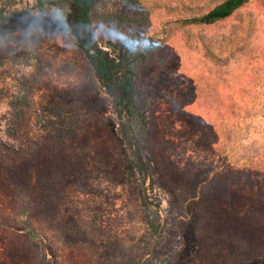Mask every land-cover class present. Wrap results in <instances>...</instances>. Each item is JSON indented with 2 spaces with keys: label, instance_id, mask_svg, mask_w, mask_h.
<instances>
[{
  "label": "rangeland",
  "instance_id": "1",
  "mask_svg": "<svg viewBox=\"0 0 264 264\" xmlns=\"http://www.w3.org/2000/svg\"><path fill=\"white\" fill-rule=\"evenodd\" d=\"M220 1L91 7L129 114L56 31L71 0H0V25L49 19L0 32V264H264V0L185 21Z\"/></svg>",
  "mask_w": 264,
  "mask_h": 264
},
{
  "label": "trees",
  "instance_id": "2",
  "mask_svg": "<svg viewBox=\"0 0 264 264\" xmlns=\"http://www.w3.org/2000/svg\"><path fill=\"white\" fill-rule=\"evenodd\" d=\"M37 4L43 5V0H36ZM248 0H222L215 4L204 14L199 17L187 19L188 23L193 24H213L217 21L229 17L234 11L243 6ZM97 0H71L72 20L71 22L61 23L58 25L57 32H69L72 34L80 49L89 58L92 69L97 79L106 87L114 90L115 104L122 112L131 113L134 110V69L131 63H126L122 67L115 59L109 58L92 38L90 31L89 11ZM49 19L44 15L29 17L28 20L11 24L0 25V32L8 33L22 30L30 27L40 28L48 31ZM121 68L122 73L118 75ZM10 97H14L12 94ZM16 98V97H15ZM3 99L0 97V102ZM136 119L139 113H135ZM138 122L134 123L135 130H138ZM0 144L1 141H0Z\"/></svg>",
  "mask_w": 264,
  "mask_h": 264
}]
</instances>
